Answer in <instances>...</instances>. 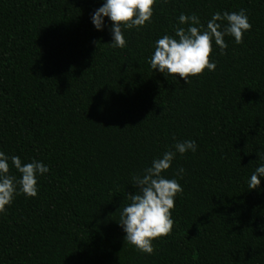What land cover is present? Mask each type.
Wrapping results in <instances>:
<instances>
[{"label": "trees", "instance_id": "16d2710c", "mask_svg": "<svg viewBox=\"0 0 264 264\" xmlns=\"http://www.w3.org/2000/svg\"><path fill=\"white\" fill-rule=\"evenodd\" d=\"M102 4L0 0V151L50 169L0 215V264H264V179L246 183L264 153V0H158L124 49L108 44L107 18L91 23ZM239 9L252 27L239 45L226 36L224 55L213 45L214 71L186 84L150 69L181 12ZM173 138L198 147L166 173L185 169L183 191L148 255L125 241L118 209Z\"/></svg>", "mask_w": 264, "mask_h": 264}, {"label": "clouds", "instance_id": "9594fccd", "mask_svg": "<svg viewBox=\"0 0 264 264\" xmlns=\"http://www.w3.org/2000/svg\"><path fill=\"white\" fill-rule=\"evenodd\" d=\"M158 0H103V4L91 14V23L98 31L106 27L105 18L110 24L113 49L127 47L125 31L135 28L137 31L151 23L154 5ZM167 3L168 0H159ZM252 25L245 9L238 11H216L211 18L202 22L196 13L181 12L177 17V26L173 34H164L154 42L148 63L151 70L163 73L165 77L177 79L179 75L186 84L191 78L205 70L212 72L217 64L210 61L213 45L224 55L228 44L226 36L234 39L239 45L243 36L250 31ZM168 150L152 159L151 164L141 172L132 175L131 184L137 189L126 196L128 203L122 204L119 210L118 223L125 233V241L144 254L154 252L153 241L172 232L174 220L172 210L175 207L177 194L183 191L178 179L183 178L185 169L175 170L174 177L166 175L177 156L196 153L195 140H175ZM261 163L247 179V188L255 190L264 179V153L257 151ZM14 168L20 175L10 172ZM48 165L32 158L30 162H22L17 155H8L0 151V215H5L14 199L23 194L25 198H35L39 191V179L49 173ZM264 227V226H262Z\"/></svg>", "mask_w": 264, "mask_h": 264}]
</instances>
